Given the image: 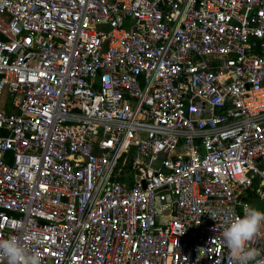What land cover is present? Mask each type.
I'll return each mask as SVG.
<instances>
[{"label": "built area", "instance_id": "2783aa9c", "mask_svg": "<svg viewBox=\"0 0 264 264\" xmlns=\"http://www.w3.org/2000/svg\"><path fill=\"white\" fill-rule=\"evenodd\" d=\"M260 204L264 0H0V239L233 264L223 230Z\"/></svg>", "mask_w": 264, "mask_h": 264}, {"label": "clouds", "instance_id": "9594fccd", "mask_svg": "<svg viewBox=\"0 0 264 264\" xmlns=\"http://www.w3.org/2000/svg\"><path fill=\"white\" fill-rule=\"evenodd\" d=\"M243 217H236L223 230V240L230 250L233 264H264V259H257L259 253L247 250L246 244L251 241L258 231L264 227V212L244 205ZM213 218V217H212ZM0 257L7 264H41V254L38 251L29 252L18 239H0Z\"/></svg>", "mask_w": 264, "mask_h": 264}, {"label": "rangeland", "instance_id": "374dc122", "mask_svg": "<svg viewBox=\"0 0 264 264\" xmlns=\"http://www.w3.org/2000/svg\"><path fill=\"white\" fill-rule=\"evenodd\" d=\"M260 205H262V207L264 208V204H260Z\"/></svg>", "mask_w": 264, "mask_h": 264}]
</instances>
